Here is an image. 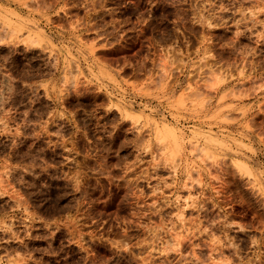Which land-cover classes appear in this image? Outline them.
<instances>
[{
	"label": "rangeland",
	"instance_id": "374dc122",
	"mask_svg": "<svg viewBox=\"0 0 264 264\" xmlns=\"http://www.w3.org/2000/svg\"><path fill=\"white\" fill-rule=\"evenodd\" d=\"M0 264H264V0H0Z\"/></svg>",
	"mask_w": 264,
	"mask_h": 264
}]
</instances>
